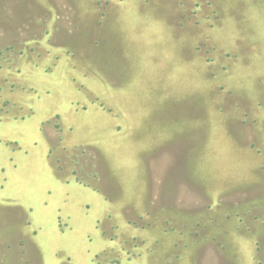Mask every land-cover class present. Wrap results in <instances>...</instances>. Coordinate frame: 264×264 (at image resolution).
Segmentation results:
<instances>
[{
  "label": "rangeland",
  "instance_id": "rangeland-1",
  "mask_svg": "<svg viewBox=\"0 0 264 264\" xmlns=\"http://www.w3.org/2000/svg\"><path fill=\"white\" fill-rule=\"evenodd\" d=\"M0 264H264V0H0Z\"/></svg>",
  "mask_w": 264,
  "mask_h": 264
},
{
  "label": "crops",
  "instance_id": "crops-1",
  "mask_svg": "<svg viewBox=\"0 0 264 264\" xmlns=\"http://www.w3.org/2000/svg\"><path fill=\"white\" fill-rule=\"evenodd\" d=\"M21 243H22V242H21ZM21 243H19V246H18V245H17V246L20 247V246H21V245H20ZM23 248H24V246H23Z\"/></svg>",
  "mask_w": 264,
  "mask_h": 264
}]
</instances>
